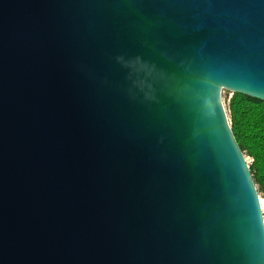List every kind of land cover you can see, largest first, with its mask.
<instances>
[{"label": "water", "instance_id": "95a60500", "mask_svg": "<svg viewBox=\"0 0 264 264\" xmlns=\"http://www.w3.org/2000/svg\"><path fill=\"white\" fill-rule=\"evenodd\" d=\"M223 91L264 0H0V264H264Z\"/></svg>", "mask_w": 264, "mask_h": 264}, {"label": "trees", "instance_id": "16d2710c", "mask_svg": "<svg viewBox=\"0 0 264 264\" xmlns=\"http://www.w3.org/2000/svg\"><path fill=\"white\" fill-rule=\"evenodd\" d=\"M226 114L239 148L251 159L249 170L257 192L264 197V103L233 94Z\"/></svg>", "mask_w": 264, "mask_h": 264}, {"label": "rangeland", "instance_id": "374dc122", "mask_svg": "<svg viewBox=\"0 0 264 264\" xmlns=\"http://www.w3.org/2000/svg\"><path fill=\"white\" fill-rule=\"evenodd\" d=\"M232 95H233L232 93H229V92H226V91H223L221 93V99H222V102H223V105H224L226 111L228 110L229 100L232 97ZM245 159L247 161V164L250 165L251 164V159L249 157H247V156H245ZM259 198H260V200L262 201V203L264 205V197L261 194H259ZM263 216H264V209H263Z\"/></svg>", "mask_w": 264, "mask_h": 264}, {"label": "bare ground", "instance_id": "6f19581e", "mask_svg": "<svg viewBox=\"0 0 264 264\" xmlns=\"http://www.w3.org/2000/svg\"><path fill=\"white\" fill-rule=\"evenodd\" d=\"M260 201H261V200H260ZM261 206H262V209H264V205H263L262 201H261Z\"/></svg>", "mask_w": 264, "mask_h": 264}]
</instances>
